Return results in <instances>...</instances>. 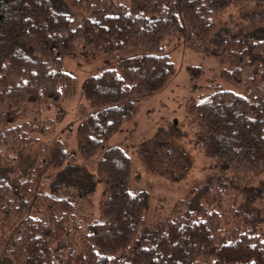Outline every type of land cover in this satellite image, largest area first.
Returning a JSON list of instances; mask_svg holds the SVG:
<instances>
[{"label":"trees","instance_id":"16d2710c","mask_svg":"<svg viewBox=\"0 0 264 264\" xmlns=\"http://www.w3.org/2000/svg\"><path fill=\"white\" fill-rule=\"evenodd\" d=\"M226 18L255 34L226 36ZM177 37L224 59L227 87L186 103L220 182L197 181L160 231H141L150 194L130 189L132 161L121 146H108L95 165L100 217L76 187L45 191L76 158L62 139L43 140L55 131L43 110L77 90L66 55L102 62L81 91L92 110L76 139L89 160L136 114L139 97L171 79L165 47ZM33 141H43L41 160L25 176L0 175V264H264V0H0V168Z\"/></svg>","mask_w":264,"mask_h":264},{"label":"rangeland","instance_id":"374dc122","mask_svg":"<svg viewBox=\"0 0 264 264\" xmlns=\"http://www.w3.org/2000/svg\"><path fill=\"white\" fill-rule=\"evenodd\" d=\"M222 28L226 36L244 38L255 34L254 28L230 18L224 19ZM165 52L175 64L171 79L162 89L139 97L136 114L89 160L79 156L76 139L78 123L92 110L81 91L87 76L102 62L81 51L66 55V68L77 77V90L69 100L43 110V116L55 122V131L43 140L62 139L76 158L48 180L45 191L60 196L76 187L92 216L100 217L104 184L96 176L95 165L108 146H121L132 161L130 189L146 190L150 194L148 222L141 231H160L174 202L197 181L212 176L220 182L212 160L203 151L202 132L190 122L186 103L190 96H198L211 87H227L221 78L224 59L219 53L188 48L183 37L168 41ZM189 65L199 68V73L191 75ZM42 146L43 141L21 146L14 165L0 168V175L17 172L25 176L41 160Z\"/></svg>","mask_w":264,"mask_h":264}]
</instances>
